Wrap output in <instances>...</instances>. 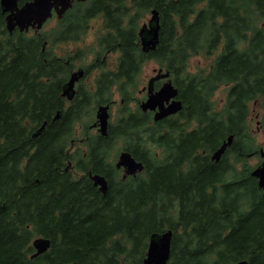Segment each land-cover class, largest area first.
I'll return each instance as SVG.
<instances>
[{"label":"trees","instance_id":"16d2710c","mask_svg":"<svg viewBox=\"0 0 264 264\" xmlns=\"http://www.w3.org/2000/svg\"><path fill=\"white\" fill-rule=\"evenodd\" d=\"M76 8L83 10L66 13L70 25L100 16L114 29L125 73L141 72L147 57L169 72L183 108L154 124L148 113L125 109L135 114L106 136L88 137L91 145L77 164L82 174L72 179L67 150L74 108L55 119L64 103L54 57L42 50L46 34L9 35L0 11V264H143L150 236L167 229L173 231L167 264H231L245 257L264 264V213L225 212L231 190L225 173L215 178L206 162L203 172L197 164L181 169L185 159L196 160L200 149L213 150L242 127L248 103L264 94V0H90ZM151 9L159 15L158 43L144 54L136 31ZM215 52L208 72L185 73L191 57ZM222 84L223 106L215 108L212 97ZM171 120L174 135L161 134ZM120 140L145 163L144 172L120 179L113 162L101 159ZM168 144L171 154L152 155L164 147L151 146ZM89 170L107 178L104 196ZM247 175L241 173L237 191L253 185ZM218 181L221 195L210 197ZM38 236L50 239V247L32 257Z\"/></svg>","mask_w":264,"mask_h":264},{"label":"flooded vegetation","instance_id":"af4514ba","mask_svg":"<svg viewBox=\"0 0 264 264\" xmlns=\"http://www.w3.org/2000/svg\"><path fill=\"white\" fill-rule=\"evenodd\" d=\"M88 1L89 0L74 1L73 6L68 9L62 16L59 17L53 15L49 19V21H53V26L46 32H43L41 29L35 31L32 27H30L29 30L25 31L28 33L46 34L45 39H43L42 41V50H49L54 57V78L57 85L61 86L60 99L64 103L62 111L58 110L55 113L56 115L58 114V117L55 116V119H59L62 114L67 111L68 108H74L73 113L70 115V118H74L76 120L71 124L73 134L76 136L77 129L83 130V136H76L77 139L75 140L73 138L70 145L68 146L70 147V149H68L67 152L69 153V155L71 154V159L69 161V167L67 168V170H71L72 174V168L76 169L77 164L80 163V149L84 150L82 149L83 147H90L91 145V143H86L88 137L90 135H101L99 131V122L96 116L97 110L100 106L108 105L109 108L107 132L110 127L114 126L113 124H115L116 122L118 125L119 120H121L122 118L135 114L123 111L127 108L131 109V106L133 108L135 107L134 109H138L142 113H148L151 117L150 122L153 124L161 122L166 118H173L179 112L178 111L174 114H170L155 121L154 115L158 108L153 111L147 110L146 112L140 110L139 106L141 101L145 100L147 97V87L151 79L157 76V71L161 68L159 66L157 68H152V74L147 77L146 83L139 89L138 85L140 83V72L137 71L133 74L125 73L123 71V69L121 68L123 50L120 47L115 46L114 41H116V38L112 36L114 29H112L110 26H107L103 18L101 17L100 18L103 22L104 31L100 32L92 39V41L90 42V52L88 54L83 53L81 49L75 48L70 49L65 54L59 53L57 47L60 43H76L83 39L82 37L88 31L89 21L92 18L98 17L93 16L87 19L83 25H70L67 22L72 20L73 17L67 16L66 13H77L78 11L83 10L77 9L76 5L78 3H87ZM149 19L147 22L139 25L136 31L137 42L140 51L144 54H148L151 50H142L139 32L141 27H146L147 29L150 27ZM106 30H109L110 32L106 34ZM49 31H51V33L48 34L47 32ZM109 57L110 62L109 65H107L106 62ZM149 61H154V59L151 57H147L144 63ZM162 70L166 71L163 68ZM185 73H188L187 70H185ZM116 75L122 76L123 82L117 81L115 79ZM74 77H76V79L72 84V96L69 97L63 93L67 84L71 83ZM170 77L174 82L173 76L171 74ZM166 79L167 78L154 79L151 87H153L154 90L158 89ZM139 93H142L143 96L139 97ZM117 96L119 97V101L116 112L114 114L118 117L115 121H113V114L111 113V109L113 108L114 104L117 103ZM171 123L172 120L168 124L167 128H162L159 130L160 133L166 134L173 131V129L169 127ZM43 124L45 126V123ZM40 127L38 129H40ZM43 128L41 129V131L44 130ZM174 132L175 131H173V135ZM229 136H232L231 143L218 159L212 158V155L222 143L217 145L216 148L210 151L200 149V153H197V155L195 156L196 160L185 159L181 163V169L183 171H187L190 166L197 164L203 172V165L206 162L210 167H212V170L215 172V178L216 176H219L221 172H224L227 183L229 184L228 188L231 189L226 193V196L228 197V208L225 209V212L231 215H235L236 213H238L243 217L260 216L264 213V187L260 186L259 177L253 176L252 171L264 160V94L257 95L248 103L246 123L244 122V125L242 127L230 133L227 137ZM151 147H164L155 148L152 150V155L159 156L163 153L171 154V152L168 150V147L173 146L171 144H168L159 146L153 145ZM205 154L207 156H205ZM81 155L85 156L86 153L84 152ZM250 157H256L258 159V162L255 165L250 164ZM75 158H77L78 161L75 165H73L72 161ZM108 158V155H106V158L101 159L107 164L110 161ZM121 169L123 174V168ZM241 173H247V177L253 180V185L250 187L242 185L241 190L237 191V186L241 184ZM89 180L91 181L92 185L96 187L93 184V180ZM219 186V181L218 184L214 183L212 188L214 190L208 193V195L210 197H219L221 195ZM236 201H238V203ZM260 220L262 219H258L257 222H259ZM228 229H230V227H228ZM143 258H145V255ZM250 263L251 261L249 260V264Z\"/></svg>","mask_w":264,"mask_h":264},{"label":"water","instance_id":"95a60500","mask_svg":"<svg viewBox=\"0 0 264 264\" xmlns=\"http://www.w3.org/2000/svg\"><path fill=\"white\" fill-rule=\"evenodd\" d=\"M82 1V0H80ZM19 0H0V7L3 13H5V25L7 30L11 33L15 28L19 31H26L29 27L38 30L42 24L52 16L53 11L57 16H61L67 8L72 5V0H30L19 5ZM150 27H141L140 43L143 51H149L155 49L158 43L159 34V15L156 9L151 10V17L149 19ZM169 75L168 72L161 73V69L158 71L157 76L151 79L147 87V97L141 101L140 108L142 111L158 110L155 112L154 120H159L170 114L176 113L182 108L180 100H176L177 88L174 87L170 80L163 83L158 89L154 90L151 84L154 79L164 78ZM76 79L74 77L71 83H68L64 89V93L67 96H72V84ZM108 105L100 106L97 110V119L99 122V131L102 134H106L108 123ZM58 117V114L56 115ZM44 124L38 129L33 136L40 133ZM232 136L227 137L222 142L219 148L213 153L212 158L218 159L224 150L231 143ZM117 167H123V178L127 175H135L137 172L143 170L144 165L141 161L136 160L130 152L123 151L120 153L117 161ZM93 180L95 186H99V191L105 195L107 193L108 184L104 176L99 174H89ZM253 176L259 177L260 186L264 187V160L252 171ZM173 232L171 229H167L159 234H153L150 236L148 246L143 260L144 264H166L170 256V245ZM32 247L34 252L31 255L37 256L50 247V240L43 236L35 237L32 240ZM235 264H248L246 260L238 261Z\"/></svg>","mask_w":264,"mask_h":264},{"label":"rangeland","instance_id":"374dc122","mask_svg":"<svg viewBox=\"0 0 264 264\" xmlns=\"http://www.w3.org/2000/svg\"><path fill=\"white\" fill-rule=\"evenodd\" d=\"M101 18H100V16H98L96 18H92L89 21V23H88V31L82 37L83 39H81L80 41H78L76 43H60L59 46L57 47V50L59 51V53L65 54L70 49L75 48V49H81L83 51V53L88 54L90 52V42L92 41V39L96 35H98L100 32L104 31L103 22H102ZM149 18H150V13H147V14L145 13L143 18L141 19L139 25H142L143 23L147 22ZM49 19L50 18H48L42 24V26L39 28L43 32H46L48 29H50L53 26V21L52 20L49 21ZM51 48H52V46H51ZM217 52L213 53L212 55H208V56H205V55L201 54V55H195V56L191 57L189 59V63L187 64V67H186L187 72L194 73V72H197L199 69L205 70V73L208 72L209 68L211 67L210 65L213 63L214 59L217 56ZM109 62H110V57L107 59V62H106L107 65H109ZM157 67H158V65L156 64L155 61H149V62H146V63L143 64L141 72L139 74V81H140V83L138 85L139 89L142 87V85H144L146 83L147 77L152 74V68H157ZM226 90H227V85H223V84L220 85L215 90L214 96L212 97V101H215V103H216L214 105L215 108H222V106H223L222 104L224 102L225 95H226ZM138 95H139V97L143 96L142 93H139ZM116 99H117V103L114 104L113 108L111 109V113L113 114V121H115L116 118L118 117V116H116L114 114L116 112V109H117L119 97L117 96ZM137 99H139V98H137ZM134 108L131 106L130 110H133ZM123 111H125V110H123ZM76 136L77 137L83 136V130L82 129H77ZM76 136L73 134V138L75 140L77 139ZM122 147H123V141L122 140H120L119 142L115 143L113 145V148L107 154L108 157H109L108 159L110 161H113L114 158L117 157V154L122 149ZM69 149H70V147H69ZM82 149H84V150L80 149L79 158H80V155L82 153L86 152V147H83ZM77 161H78V159L75 158L72 161L73 165H75ZM257 162H258V159L256 157H254V158L250 157L249 158V163L250 164L255 165ZM76 169H77V166H76ZM76 169L72 168L74 175L72 174V171H71V174H72L73 177H79L82 174L80 171H78Z\"/></svg>","mask_w":264,"mask_h":264},{"label":"bare ground","instance_id":"6f19581e","mask_svg":"<svg viewBox=\"0 0 264 264\" xmlns=\"http://www.w3.org/2000/svg\"><path fill=\"white\" fill-rule=\"evenodd\" d=\"M50 240V239H49Z\"/></svg>","mask_w":264,"mask_h":264}]
</instances>
